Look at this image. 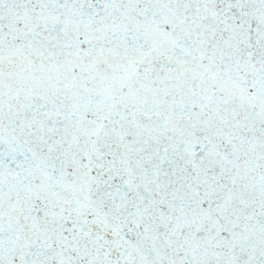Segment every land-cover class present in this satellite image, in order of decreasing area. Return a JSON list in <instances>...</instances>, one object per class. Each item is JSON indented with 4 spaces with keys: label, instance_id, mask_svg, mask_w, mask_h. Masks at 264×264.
I'll return each mask as SVG.
<instances>
[{
    "label": "snow or ice",
    "instance_id": "1",
    "mask_svg": "<svg viewBox=\"0 0 264 264\" xmlns=\"http://www.w3.org/2000/svg\"><path fill=\"white\" fill-rule=\"evenodd\" d=\"M0 264H264V0H0Z\"/></svg>",
    "mask_w": 264,
    "mask_h": 264
}]
</instances>
